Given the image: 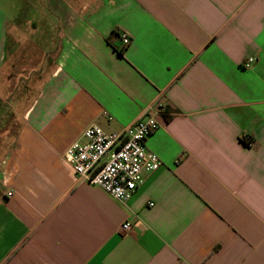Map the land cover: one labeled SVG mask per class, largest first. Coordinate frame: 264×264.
Segmentation results:
<instances>
[{"label": "crops", "instance_id": "crops-1", "mask_svg": "<svg viewBox=\"0 0 264 264\" xmlns=\"http://www.w3.org/2000/svg\"><path fill=\"white\" fill-rule=\"evenodd\" d=\"M155 103L130 200L76 180ZM0 264H264V0H0Z\"/></svg>", "mask_w": 264, "mask_h": 264}, {"label": "built area", "instance_id": "built-area-1", "mask_svg": "<svg viewBox=\"0 0 264 264\" xmlns=\"http://www.w3.org/2000/svg\"><path fill=\"white\" fill-rule=\"evenodd\" d=\"M122 42L124 46L128 45L130 37L124 34ZM256 60L250 57L246 65ZM165 114L164 104L155 103L144 110L141 118L121 131L107 132L97 124L88 126L82 137L64 153L76 180L98 186L120 201L130 200L145 182V174L162 165L159 156L147 149L146 139L159 128V117ZM242 138L248 145L253 144L249 134ZM131 227L132 223L126 221L121 225V232L126 233Z\"/></svg>", "mask_w": 264, "mask_h": 264}, {"label": "rangeland", "instance_id": "rangeland-1", "mask_svg": "<svg viewBox=\"0 0 264 264\" xmlns=\"http://www.w3.org/2000/svg\"><path fill=\"white\" fill-rule=\"evenodd\" d=\"M9 98H10V96H9Z\"/></svg>", "mask_w": 264, "mask_h": 264}]
</instances>
